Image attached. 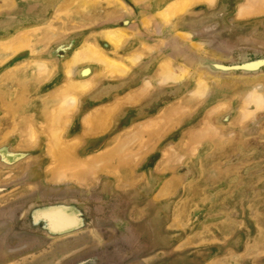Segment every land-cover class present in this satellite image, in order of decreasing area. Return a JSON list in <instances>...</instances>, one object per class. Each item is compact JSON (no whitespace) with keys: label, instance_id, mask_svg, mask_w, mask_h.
<instances>
[{"label":"rangeland","instance_id":"obj_1","mask_svg":"<svg viewBox=\"0 0 264 264\" xmlns=\"http://www.w3.org/2000/svg\"><path fill=\"white\" fill-rule=\"evenodd\" d=\"M172 1L0 0V212L17 221L38 195L103 201L94 226L26 250L17 237L0 264H61L125 234L152 264H264V69L212 77L178 49L264 54V0H186L165 20Z\"/></svg>","mask_w":264,"mask_h":264},{"label":"bare ground","instance_id":"obj_2","mask_svg":"<svg viewBox=\"0 0 264 264\" xmlns=\"http://www.w3.org/2000/svg\"><path fill=\"white\" fill-rule=\"evenodd\" d=\"M187 3L188 2L186 0H176L175 2L172 1L171 4H166L167 5L166 8H164L160 11V15L163 19L169 20V19L173 18L175 15H178L179 13H182L183 11H185V9L187 7L186 6ZM121 7H122V5H121ZM261 9L264 10V4L260 7L259 10H261ZM108 36H109L108 39H109L110 43H112L115 47H120L123 43V39L125 38L126 34L124 32L118 31V30H112V32ZM88 47L86 46L87 49L83 53L86 52V54H89L91 56H93V55L97 56L98 55L99 60L101 62L102 61L105 62L106 58L103 55L104 52L98 54L99 51L96 50V48H95L96 46L95 47L92 46L89 48ZM78 50H80V49H78ZM81 52H79V53L76 52L74 54V56L72 58L73 62H75V60L77 61L79 57L80 58L84 57L83 55H80ZM86 54H84V55H86ZM89 55L88 56L86 55V56L89 57ZM95 56H93V57H95ZM85 57H84V59H85ZM108 60H106V65L110 61V60L109 61ZM248 60H250V62H248V66L254 67V68H250V69H255L257 67V65L259 64V62H261L259 60V62L254 63V60L249 59V58H248ZM251 62H253V63H251ZM119 63L120 62H118V63H112V62L110 63L109 62L108 63L109 64V66H108L109 71H113V72L116 71L119 74L126 72V70H127L126 66L120 65L121 63L120 64ZM246 64H244V66H246ZM161 66H162V68L160 70H162V75H163V77L161 75L162 78L165 77V78L169 79L168 77H170V79L171 78H176V79L181 78L182 79L185 76V73L182 70H181V73L176 74L174 72L175 71L174 68H172L169 64H162ZM159 73L161 74V71ZM172 80H175V79H172ZM61 113H63V112L61 111ZM60 117L61 116L55 117V120L56 121L59 120V122H60ZM63 118L64 117H62V119ZM65 119H66V117H65ZM103 119H104V116L97 119L96 123H99ZM61 123H62V121H61ZM102 124H104V123H102ZM99 126L100 125H98V127ZM66 198H68V197H66ZM66 198L58 199V200L51 199L50 202H46V204H44V205H39V203L38 204H34V203L30 204L27 208V211H28L27 219L23 220L21 225L29 228L30 230L34 229L38 232H42L43 234H46L45 232H47L50 235V234H55V233L58 234V232H66V231H69L71 229H76V228L81 227V226L83 227V225H87V224L93 222L92 213L88 211L87 206L86 205L84 206L82 204L83 202L80 199H77L74 197L71 199H69V198L66 199ZM53 201H55L56 203ZM32 213H34V214L32 215ZM17 227H19L18 224H17ZM126 246H129V245L126 244ZM129 247H131V246H129ZM119 252L123 253L124 256H126L125 254H127L126 251L121 249V247H118V248H116V251H114V255H116ZM131 252H133L132 248L130 250H128L129 254ZM106 253L105 252L91 253L90 255L85 256L83 259H80L76 264H107V263L112 264L114 262H116V263L120 262L119 260H121V259H119V257H117V260H113V258L108 257L106 255ZM124 256H122V257H124ZM122 257H120V258H122Z\"/></svg>","mask_w":264,"mask_h":264},{"label":"water","instance_id":"obj_3","mask_svg":"<svg viewBox=\"0 0 264 264\" xmlns=\"http://www.w3.org/2000/svg\"><path fill=\"white\" fill-rule=\"evenodd\" d=\"M178 49L181 52L180 55L181 58L187 59L191 64V67L195 71H199L201 73H204L206 75L212 76V77H222V76H234V75H248L253 73H260L264 69V54L259 49H252L251 53L253 54L252 57H249L251 55H248V51H242L237 55V58L231 57L228 62H223L222 60L205 53H201L198 50L184 47V45H178ZM249 59L254 60V63L259 62L257 67L255 69L251 66H248V62H250ZM247 63V64H246ZM253 63V62H251ZM246 64V66H244ZM241 73V74H240ZM64 196H52V195H38L32 200L26 201L22 205H18L19 209H21L22 215L17 221H14L12 219L11 211L9 209H5L0 212V225L4 226V233H2L0 237V249H10L11 251H15L14 249H17V237H19L18 243L22 245L23 249H29L33 246H35L38 243V236L42 235V238H57L64 236L66 234L73 233L74 231L84 229L87 227H92L93 222L89 223L87 225H83V227H78L76 229H71L66 232H58V234H50L45 232L46 234H43L42 232H38L34 229L30 230L27 227H24L21 225L23 220L27 219V208L30 204H38L44 205L46 202H50L51 199H64ZM74 198L80 199L83 203V205L87 206L88 211L91 212V204L94 202L96 203H103L101 200H94L91 197H84V196H74ZM56 203V202H55ZM34 213H32L33 215ZM114 221L116 219L112 218ZM118 222V221H117ZM17 224L19 227H17ZM41 229V228H40ZM44 229V228H43ZM131 235H126L118 237L116 239H113L110 244L114 245H126V244H138L136 240L132 239L134 237H130ZM10 238V239H9ZM14 239L13 245L7 244L6 242L9 240ZM25 245H24V244ZM81 258H83L80 255H76L74 257H71L70 259L64 261L61 264H76Z\"/></svg>","mask_w":264,"mask_h":264},{"label":"flooded vegetation","instance_id":"obj_4","mask_svg":"<svg viewBox=\"0 0 264 264\" xmlns=\"http://www.w3.org/2000/svg\"><path fill=\"white\" fill-rule=\"evenodd\" d=\"M134 236V235H133ZM116 239V238H113ZM112 239V240H113ZM134 239V238H132ZM111 240V241H112ZM135 240V239H134ZM109 241L108 243L105 244H99L95 247H92L90 249H85L82 252H80L78 255L82 256L83 258L87 255H90L91 253H101V252H107L106 255L110 258H113V260H117V257H119L120 262H114L112 264H134L135 262H137L136 264H152L150 262H146L144 259L142 260L140 257L146 252L145 247H142L140 244H127L129 246L126 245H114V244H110ZM137 241V240H136ZM121 247L122 250L126 251L127 254H125L126 256H124L123 253L119 252L116 255H114V251H116V248ZM132 248L133 252H131L130 254L128 253V250H130ZM124 256V257H122ZM122 257V258H120ZM81 258V259H83ZM109 264V263H107Z\"/></svg>","mask_w":264,"mask_h":264}]
</instances>
